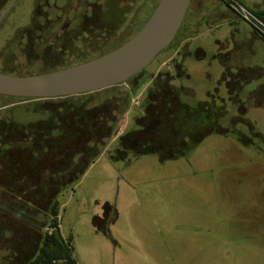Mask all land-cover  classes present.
<instances>
[{
	"label": "rangeland",
	"instance_id": "rangeland-1",
	"mask_svg": "<svg viewBox=\"0 0 264 264\" xmlns=\"http://www.w3.org/2000/svg\"><path fill=\"white\" fill-rule=\"evenodd\" d=\"M10 1L3 0V4ZM240 1L251 9L264 8V0ZM96 2L15 0L0 22V72L10 60L6 54L10 51L11 65L29 70L22 76L42 73V62H33L20 49L28 50V43L24 40L15 46L13 39L29 23L32 12L39 24L59 21L61 26ZM147 2L136 15V27L156 0ZM223 3L192 0L180 48L162 50L144 69L143 78L171 70V60L179 58L188 44L190 56L183 62L188 78L175 80L174 85L187 89L184 99L191 105L218 95L224 133H211L185 156L165 161H159L156 154L131 153L125 160L112 162L104 152L57 198L59 231L63 239H72L76 264H264V44L252 32H245L249 28L245 22L227 10L241 26L238 33L230 32L221 15L227 9ZM123 5L129 8L134 2L124 0ZM187 26L190 30L186 31ZM65 27L64 33L58 31V38L72 45V34ZM55 37L50 38L52 44ZM220 41L226 44L220 46ZM93 47L91 43L76 50L90 53ZM220 49L221 56L242 68L241 76L246 75V84L240 82L238 91L234 82L228 86L222 80V67L213 57ZM39 50L47 52L46 61H55L57 53ZM148 85H142L130 100L106 150L115 148L120 134L137 129L134 118L143 110L140 103L134 104L141 102ZM230 90L234 91L229 95ZM40 102L0 98V107L8 108L0 114L15 107V122H34L42 116L26 109H35ZM42 200L46 202L45 196ZM106 204L110 212L103 220ZM43 211H36L37 216L44 217ZM95 217L99 220L93 221ZM28 252L27 240H20L0 222V264L18 262Z\"/></svg>",
	"mask_w": 264,
	"mask_h": 264
},
{
	"label": "trees",
	"instance_id": "trees-1",
	"mask_svg": "<svg viewBox=\"0 0 264 264\" xmlns=\"http://www.w3.org/2000/svg\"><path fill=\"white\" fill-rule=\"evenodd\" d=\"M147 1L153 0H133L135 7L128 8L123 5L124 0H97L91 5L92 9L86 8L76 15V20L61 26L59 21L39 24V18L32 12L29 23L17 30L14 44L17 46L24 40L28 43V50L21 46L20 49L23 54L31 56L33 62L34 59L35 63L42 62V73L68 68L127 42L148 20L159 0L136 27V15L144 9ZM234 1L264 21V8L252 10L240 0ZM223 5L238 18L228 1ZM6 6L0 0V10ZM184 20L175 38L164 50L173 47L176 51L180 48ZM66 24L69 35L72 34V45L58 38V31L64 33ZM134 26L136 28L132 31ZM122 32L127 37L122 39ZM52 36H56L55 44L50 39ZM258 38L264 43L263 38ZM91 43L94 47L90 53L77 52L80 45L84 47ZM218 43L220 46L226 44L222 41ZM187 45L183 46L179 58L171 60L172 71L162 70L156 76L143 78V69L124 83L100 91L48 99L0 95V98L19 101H41L35 109H25L42 116L34 122L20 124L13 117L15 107L0 114V222L6 224L20 240H27L29 245L26 256L17 259L18 262L10 260L7 264H76L70 246L72 239H63L59 231L57 198L102 154L106 153L112 162L125 160L131 153L135 156L156 154L159 161L171 160L185 156L205 136L224 133L225 129L219 123L223 113L218 95L191 105L184 99L187 89L174 85L175 80L188 78L183 66L184 57L190 56ZM41 47L57 53L55 61H46L47 52L39 53ZM33 52H36L35 55H32ZM223 53L220 49L216 56L213 55L222 67V80L228 86L234 82L238 85L235 91H238L240 82L246 84V75L241 76L242 68L235 66L227 56H221ZM6 54L10 60L1 73L26 75L29 70L11 65L12 52L7 51ZM194 57L200 59L196 53ZM145 83L149 85L140 102L143 113L134 118L137 129L120 134L115 140V148L111 152L106 150L108 141L116 135L117 125L130 108V100ZM233 91L230 90L229 95ZM3 109L8 108L0 107V111ZM43 196L46 202L42 200ZM40 208L44 209L42 218L36 212ZM103 210L101 218L107 220L110 207L106 204ZM97 219L95 217L93 221ZM3 233L1 231V235Z\"/></svg>",
	"mask_w": 264,
	"mask_h": 264
},
{
	"label": "water",
	"instance_id": "water-1",
	"mask_svg": "<svg viewBox=\"0 0 264 264\" xmlns=\"http://www.w3.org/2000/svg\"><path fill=\"white\" fill-rule=\"evenodd\" d=\"M11 0L0 13V22ZM190 0H159L141 29L118 48L89 61L30 76L0 72V95L48 99L82 95L124 83L145 69L175 38Z\"/></svg>",
	"mask_w": 264,
	"mask_h": 264
},
{
	"label": "built area",
	"instance_id": "built-area-1",
	"mask_svg": "<svg viewBox=\"0 0 264 264\" xmlns=\"http://www.w3.org/2000/svg\"><path fill=\"white\" fill-rule=\"evenodd\" d=\"M230 3L231 8L240 20L245 22L258 36L264 39V21L234 0H224ZM133 101V99H131ZM137 102L134 104L136 106Z\"/></svg>",
	"mask_w": 264,
	"mask_h": 264
},
{
	"label": "crops",
	"instance_id": "crops-1",
	"mask_svg": "<svg viewBox=\"0 0 264 264\" xmlns=\"http://www.w3.org/2000/svg\"><path fill=\"white\" fill-rule=\"evenodd\" d=\"M193 1H195V3H197V4H199V1H201V0H193ZM191 2H192V0H190V4H189V6H188V9H187V11H186V15H185V19H186V16H187V14H188V10H189V8H190V5H191ZM197 6V5H196ZM224 6V5H223ZM247 7V6H246ZM224 8H225V6H224ZM251 9V8H250ZM227 10L228 9H224L222 12H221V15H222V18L227 22V26L230 28V32L231 33H235V32H239L238 30H237V27L238 28H240L241 26L239 25L240 23H238V22H236V21H233V19H232V14H228L227 13ZM252 10H256V9H252ZM185 21V20H184ZM246 24V23H245ZM192 25V24H191ZM221 26V25H220ZM246 26H248L247 24H246ZM189 26H187V28H188ZM249 27V26H248ZM185 29V28H184ZM183 29V30H184ZM187 30H190L189 28L188 29H186V31ZM244 31L245 32H248V33H250V32H252V34L254 35V36H256L255 34H254V32H253V30L249 27V28H246L245 27V29H244ZM183 33V32H182ZM231 33H230V36H233V35H231ZM236 35V34H235ZM257 38H258V36H256ZM259 39V38H258ZM260 40V39H259ZM261 41V40H260ZM262 42V41H261ZM263 43V42H262ZM264 44V43H263Z\"/></svg>",
	"mask_w": 264,
	"mask_h": 264
},
{
	"label": "flooded vegetation",
	"instance_id": "flooded-vegetation-1",
	"mask_svg": "<svg viewBox=\"0 0 264 264\" xmlns=\"http://www.w3.org/2000/svg\"><path fill=\"white\" fill-rule=\"evenodd\" d=\"M139 103H140V102H138V103L136 104V106H138V105H139Z\"/></svg>",
	"mask_w": 264,
	"mask_h": 264
}]
</instances>
